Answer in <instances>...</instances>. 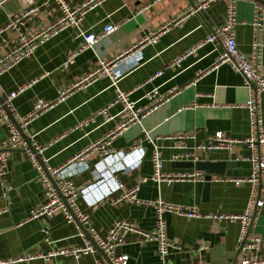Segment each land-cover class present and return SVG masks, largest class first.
I'll use <instances>...</instances> for the list:
<instances>
[{
    "label": "crops",
    "instance_id": "crops-1",
    "mask_svg": "<svg viewBox=\"0 0 264 264\" xmlns=\"http://www.w3.org/2000/svg\"><path fill=\"white\" fill-rule=\"evenodd\" d=\"M70 5L86 0H66ZM229 0H217L202 13H189L192 0H105L89 11L81 22V29L101 32L103 26L113 23L117 30L95 45L79 51L83 38L79 30L69 27L37 48L35 53L0 75V98L19 89L13 104L20 116L29 114L39 98L55 100L59 90L70 88L97 67L101 60H111L142 38L159 32L155 43L142 46L143 58L119 82L118 88L130 92V100L138 108L147 110L137 123L117 135L111 147L122 151L140 144L145 155L140 164L128 172L119 173L125 189L140 186L141 199L159 197L175 204L196 207L201 214H242L247 207L251 185L178 181L171 185L149 180L141 182L154 171L152 139L162 153L164 173L190 172L198 169V162L225 163L223 174L211 176L248 177L252 164L247 159L251 149L247 144L232 149L210 152L195 149L197 144L209 142L217 131L230 138L243 139L251 131L250 116L244 106L251 94L242 74L229 64L217 66L221 47L204 43L196 52L185 57L178 66L171 62L201 44L208 34L224 23ZM36 15L27 21L26 32L33 34L54 22L61 14L55 0H36ZM27 7L25 0H8L0 6V27ZM238 25L235 27L238 47L251 55L255 43L252 20L254 6L241 0L236 8ZM0 40V55L19 43L18 33L9 29ZM263 44L264 26L260 32ZM76 54L68 67L63 64L68 56ZM160 71L163 73L157 75ZM158 89L163 97L157 100L147 94ZM117 89L108 77L99 78L86 87L76 89L63 101L38 118L28 128L37 141L47 145L44 158L47 170L64 167L63 173L77 185L93 180L92 169L101 159L97 151L84 155V163L71 161L102 140L120 122V104L110 109L114 118L104 123L99 110L111 104ZM264 125V92L259 96ZM152 108V110H150ZM194 133V137L190 135ZM8 128L0 116V150L8 137ZM183 135L184 138H181ZM150 137V138H149ZM191 153L187 159H174V155ZM264 152V146L262 147ZM192 163L193 165H182ZM264 188V173L261 177ZM122 191H117L95 206L79 199V207L90 215L91 226L100 235H106L116 220H129L143 230H152L156 224V210L152 205L118 202ZM46 201V189L38 169L26 150L7 152L6 166H0V261L5 264H110L101 251L87 253L79 258L55 255L63 248L82 245L86 234L77 221L68 223L62 211L50 216L29 220L31 211ZM168 235L177 248L170 255L172 264H233L244 258L264 259V240L239 253L237 246L241 224L216 218H188L165 214ZM46 228L47 233L44 232ZM264 239V206L258 210L248 238ZM32 254L29 262H17ZM118 256H128V264H161L156 246L136 232H129L125 242L116 248Z\"/></svg>",
    "mask_w": 264,
    "mask_h": 264
},
{
    "label": "built area",
    "instance_id": "built-area-1",
    "mask_svg": "<svg viewBox=\"0 0 264 264\" xmlns=\"http://www.w3.org/2000/svg\"><path fill=\"white\" fill-rule=\"evenodd\" d=\"M6 1L8 0H0V6ZM25 1L27 2V7L14 15L6 25L0 27V40L4 41L3 34L9 29H15L19 39V43L16 46L0 55V75L9 71L24 59L32 56L39 46L69 27L79 30V35L83 38V44L79 51L94 48L100 40L115 32L118 28L116 24L108 23L103 26L101 32L95 33L82 30L80 27L84 16L89 11L97 8L105 0H86L76 5H70L66 0H55L61 12L60 16L51 24L40 28L33 34H28L24 26H26L28 20L36 15L39 6L36 4V0ZM216 1L217 0H192L189 13L205 12ZM240 1L241 0H229L224 23L220 26H216L201 44L189 50L186 54L175 58L170 65L178 66L185 57L196 52L204 43L218 44L221 47V52L216 65L229 64L235 72L244 76L245 84L249 90H251L249 99L244 105L250 116L251 131L249 136L243 139L230 138L225 136L221 131H217L209 142L197 144L195 146L197 150L202 149L208 152L216 149H232L242 144H247L249 146L251 155L247 159L252 164L250 176H215L211 179V181L234 183L236 185H242L244 183H249L251 185L247 207L242 214H201L194 206L189 207L171 203L161 197L155 200L141 199L138 196L140 189L139 185L131 189H123L124 185L119 178V173L128 172L138 166L145 155V151L140 144H135L126 150L115 151L111 147L112 140L129 128L131 124L137 123L140 118L146 115L147 110L138 108L136 103L130 100V92H125L118 88V82L135 66L139 65L143 58L141 52L142 46L146 43L157 42L159 32H151V34L142 38L138 44L128 47L123 53L111 60H101L97 67L83 76L70 88L59 90V95L55 100L39 98L32 111L25 116H20L13 104L14 98L23 91V88L11 92L7 99L0 101V116L5 122L9 132L0 150V166H6L8 151L26 150L32 163L38 169L42 183L46 189V201L31 211L29 220L50 216L56 211H62L68 223L79 221L82 226L88 227V231L92 237L91 239L87 236L82 245L63 248L52 253V255L79 258L84 254L96 252L98 250L95 246L96 244L107 255L111 264H128V256H118L116 254V248L125 242V238L129 232H136L141 234L146 241L155 244L161 264H172L170 255L172 250L177 248V246L171 241L168 235L167 223L165 220L166 213L188 218L204 217L231 222L239 221L241 224L237 246L239 253H247L251 247L264 240L259 237L248 238L251 226L257 217L258 210L264 206V188L261 184V177L264 173V152H262V147L264 146V125L259 107V96L264 92V68L262 67L263 44L259 38L260 32L264 26V0H247L254 6V16L251 23L254 27V36L256 40L253 44L251 55H247L240 51L235 33V27L239 23L236 8ZM75 55L76 54L68 56L63 66L68 67L73 63ZM162 73L163 72L160 71L157 75H161ZM104 77L111 79L112 85L117 89V96L111 104L99 110L98 115L104 118V123L109 122L114 118L110 115L111 107L120 104L122 108L118 115L121 117V122L113 130L109 131L102 140L91 145L86 152L78 154L71 161V164L74 165L84 163V155H87L91 151H97L101 155V159L92 169L93 180L86 185L77 186L67 174L63 173L64 167L47 170L46 166L48 160L43 156L47 149V145L37 141L35 134L28 135V128L33 120L47 110L53 108L57 102L63 101L76 89L86 87L91 82ZM147 98L157 100L154 108L158 106V102L163 100L158 89H154L152 92L148 93ZM150 110H152V108H150ZM190 136L194 137L195 135L192 133ZM180 137L184 138L183 135H180ZM149 141L154 145L151 158L154 171L151 176L143 177L141 182L152 180L157 183L165 182L171 185L178 181H207L206 174L199 170L164 173L162 171L164 160L161 150L155 145L152 139H149ZM191 156V153L185 152L183 154L174 155V159H187ZM117 191H122L120 198L117 200L118 202H131L155 207L156 224L152 230H143L129 220H116L108 229L106 235L102 236L96 232L91 226L90 215L79 207L78 200H84L88 206H95ZM43 231L47 233L46 228H44ZM35 258L34 255L27 254L16 261L29 262L35 260ZM0 264H5V262L0 261ZM233 264H264V259L259 260L246 257L241 262Z\"/></svg>",
    "mask_w": 264,
    "mask_h": 264
},
{
    "label": "water",
    "instance_id": "water-1",
    "mask_svg": "<svg viewBox=\"0 0 264 264\" xmlns=\"http://www.w3.org/2000/svg\"><path fill=\"white\" fill-rule=\"evenodd\" d=\"M0 101H2V99L0 98ZM27 137V136H26ZM182 165H193L192 163H185V164H182ZM198 169H202V170H205L207 172L208 175H206V184H205V187H206V190L208 191L209 188L211 187V179H212V176L211 174L212 173H221L223 174V169H224V166H225V163H210V162H198L196 164H194ZM78 224L80 225V227L82 228V230L84 231V233L86 234V236H88L89 238L92 239L89 231H88V227L87 226H82V224L77 221ZM95 244V242H94ZM96 248L101 251V253L107 258V255L95 244ZM111 264V262H109Z\"/></svg>",
    "mask_w": 264,
    "mask_h": 264
}]
</instances>
